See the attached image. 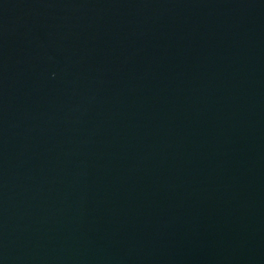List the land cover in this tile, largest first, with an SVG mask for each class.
Wrapping results in <instances>:
<instances>
[{"label":"water","instance_id":"water-1","mask_svg":"<svg viewBox=\"0 0 264 264\" xmlns=\"http://www.w3.org/2000/svg\"><path fill=\"white\" fill-rule=\"evenodd\" d=\"M0 264H264V0H0Z\"/></svg>","mask_w":264,"mask_h":264}]
</instances>
